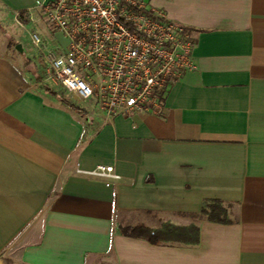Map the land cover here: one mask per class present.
<instances>
[{
  "label": "crops",
  "instance_id": "1",
  "mask_svg": "<svg viewBox=\"0 0 264 264\" xmlns=\"http://www.w3.org/2000/svg\"><path fill=\"white\" fill-rule=\"evenodd\" d=\"M41 1L0 10L13 21ZM151 1L186 27L196 66L158 114L107 120L59 85L83 112L63 105L40 88L53 86L40 54L10 46L0 21V264H264V0ZM98 164L118 178L86 173ZM207 198L232 221L199 217ZM164 221L194 222L198 242L119 230Z\"/></svg>",
  "mask_w": 264,
  "mask_h": 264
},
{
  "label": "built area",
  "instance_id": "2",
  "mask_svg": "<svg viewBox=\"0 0 264 264\" xmlns=\"http://www.w3.org/2000/svg\"><path fill=\"white\" fill-rule=\"evenodd\" d=\"M25 19L43 25L49 40L59 32L65 45L46 46ZM13 21L40 54L44 78L107 120L158 114L171 84L196 67L186 27L151 0H44L16 10ZM86 173L118 178L113 165L98 164Z\"/></svg>",
  "mask_w": 264,
  "mask_h": 264
},
{
  "label": "trees",
  "instance_id": "3",
  "mask_svg": "<svg viewBox=\"0 0 264 264\" xmlns=\"http://www.w3.org/2000/svg\"><path fill=\"white\" fill-rule=\"evenodd\" d=\"M8 44H16L9 39ZM37 80L41 79V75H37ZM40 88L43 92L54 97L63 105L82 113L83 109L65 98L63 91L55 89L47 83H42ZM198 216L209 221L219 223H229L232 220L229 217L227 206L220 199L207 198L202 201ZM119 230L128 235L141 237L152 244L178 242L183 244H196L198 242V226L191 222L187 225H176L169 221L162 222L157 227H149L143 224L127 225L120 227Z\"/></svg>",
  "mask_w": 264,
  "mask_h": 264
},
{
  "label": "rangeland",
  "instance_id": "4",
  "mask_svg": "<svg viewBox=\"0 0 264 264\" xmlns=\"http://www.w3.org/2000/svg\"><path fill=\"white\" fill-rule=\"evenodd\" d=\"M0 21L2 23V26L4 27V29L2 31L4 33V35L11 36L13 41L16 42V44H20V47H21L20 50L21 51H25L26 55L27 54L32 55L34 53V51H36V50H34L33 45L29 41V38H28L27 33H26V29L24 27L23 28L20 27L16 23H14L11 20L9 12L5 13V11H3V9L0 10ZM24 26L26 28H28V24H25ZM39 31L42 33L43 30L39 29ZM44 31H46V28H44ZM48 39L45 38V40H46L45 45L46 46H52L55 43L58 44L59 47H62L65 45V39L60 35L56 36V41L55 40H48ZM34 55H36L35 57H38L37 53ZM18 61L21 62V59H19ZM49 83H51L57 89L61 90V87L59 85L52 83L51 81H49Z\"/></svg>",
  "mask_w": 264,
  "mask_h": 264
},
{
  "label": "water",
  "instance_id": "5",
  "mask_svg": "<svg viewBox=\"0 0 264 264\" xmlns=\"http://www.w3.org/2000/svg\"><path fill=\"white\" fill-rule=\"evenodd\" d=\"M17 47H18V45H17Z\"/></svg>",
  "mask_w": 264,
  "mask_h": 264
}]
</instances>
